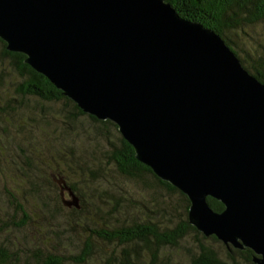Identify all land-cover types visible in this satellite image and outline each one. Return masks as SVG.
<instances>
[{
    "label": "water",
    "instance_id": "water-1",
    "mask_svg": "<svg viewBox=\"0 0 264 264\" xmlns=\"http://www.w3.org/2000/svg\"><path fill=\"white\" fill-rule=\"evenodd\" d=\"M0 40L113 123L135 160L186 197L197 232L264 264V86L215 34L161 0H0Z\"/></svg>",
    "mask_w": 264,
    "mask_h": 264
},
{
    "label": "rangeland",
    "instance_id": "rangeland-1",
    "mask_svg": "<svg viewBox=\"0 0 264 264\" xmlns=\"http://www.w3.org/2000/svg\"><path fill=\"white\" fill-rule=\"evenodd\" d=\"M228 35L231 49L244 66L251 67L256 57L264 58V24ZM18 81L0 56V247L15 253V264H37L34 254L63 256V264H72L68 257L85 240L92 255L83 264H116L122 257L121 248L115 247V259V250L95 238L93 231L132 220L149 219L167 227L176 222L174 214L182 209L176 196L150 187L147 177L140 181L123 178L106 161L110 145L119 136L114 128L94 124L85 116L73 119L63 101L20 99L14 92ZM59 183L74 187L76 214L60 205L63 191ZM11 197L22 204L27 216L18 228L13 224L21 216ZM111 197L118 199L115 218L116 213L109 215ZM61 198L69 200L64 193ZM165 206L170 216L164 214ZM206 243L223 255L221 245ZM185 246L180 243L176 249L163 250L167 260L159 264H186ZM124 250L135 253L129 247ZM137 254L144 263L146 255Z\"/></svg>",
    "mask_w": 264,
    "mask_h": 264
},
{
    "label": "trees",
    "instance_id": "trees-1",
    "mask_svg": "<svg viewBox=\"0 0 264 264\" xmlns=\"http://www.w3.org/2000/svg\"><path fill=\"white\" fill-rule=\"evenodd\" d=\"M163 4H167L169 9L174 12L177 18L182 21L198 24L203 29L211 31L223 43V45L233 54L238 61L240 67L259 84L264 86V58L256 57L251 67H246L241 58L237 57L234 50L231 49V41L228 34L236 33L245 27H253L258 24H264V0H161ZM0 50L3 60L7 61L10 69L15 73L18 82L15 85L14 92L20 99H33L36 103H52L63 101L71 108L70 115L73 119L79 116L87 117L92 123L101 125L102 127L111 126L117 131L116 126L108 120H98L93 116L83 113L76 105L64 97L60 91L55 89L49 81L42 75L33 71L23 61L24 55L20 53H12L5 50V44L0 40ZM72 119V117H71ZM118 133V131H117ZM119 134V133H118ZM106 161L115 169V171L123 178L131 181H140L143 177L150 180V187H158V191H162L166 196H176L182 209L177 216L176 222L171 226H163L154 220H132L124 224L104 225L96 231H93L95 238L104 242L114 249L113 257L117 259V249L121 248V259L116 264H159L167 259L163 254V250H173L184 243L183 253L186 257V264H254L252 258L255 255L246 248L235 249L225 246L215 239L213 236L204 237L197 232L187 221V209L189 206L186 197L176 188L168 183L156 178L152 172L144 165L138 163L134 158L133 149L119 135L116 138V144L110 145V150L106 155ZM59 189L63 191L61 196L66 194L69 200L59 197L61 206L71 209L72 213L78 211V199L74 195V187L58 184ZM72 198L76 201V206H66L65 202L71 203ZM12 199V197H11ZM13 200V199H12ZM206 203L211 211L219 213L223 206L216 200L206 198ZM12 203L14 210L19 212L21 218L13 227H21L27 216L21 203ZM110 214L117 217L118 199L111 197ZM165 206L162 208L166 216H170L165 212ZM113 212V213H112ZM191 235V236H190ZM190 236V237H189ZM189 237L188 239H186ZM192 238V240H191ZM212 241L221 245L223 255H219L217 249L206 243ZM126 247L135 250V253L124 250ZM138 251H142L146 255V261H139ZM111 252H113L111 250ZM91 247L87 240L82 243L81 248L73 257H68L72 264H83L86 259L91 257ZM37 264H63L66 259L63 256L55 255H39L34 254ZM17 257L15 253L8 248L0 247V264H15Z\"/></svg>",
    "mask_w": 264,
    "mask_h": 264
}]
</instances>
